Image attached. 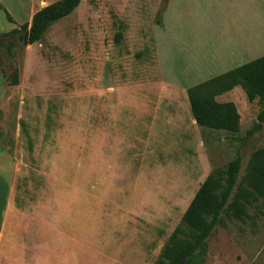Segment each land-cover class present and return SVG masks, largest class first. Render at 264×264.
Segmentation results:
<instances>
[{
    "label": "rangeland",
    "instance_id": "1",
    "mask_svg": "<svg viewBox=\"0 0 264 264\" xmlns=\"http://www.w3.org/2000/svg\"><path fill=\"white\" fill-rule=\"evenodd\" d=\"M57 1L0 0L13 21L0 10V34L17 31L4 43H13L12 53L0 50V163L8 156L15 170L17 212L45 224L55 214L57 230L90 235L89 264H154L205 178L239 156L241 182L252 153L264 149V122L245 139L261 105L242 91L227 95L240 116L239 131L229 134L191 125L183 104L181 127L179 88L204 81L181 77L189 71L177 38L189 18L181 0L166 10L169 0H81L22 46L21 27ZM247 215L222 216L204 256L181 264H264V201ZM24 220L32 230L34 220ZM66 254L80 264L71 249Z\"/></svg>",
    "mask_w": 264,
    "mask_h": 264
},
{
    "label": "crops",
    "instance_id": "2",
    "mask_svg": "<svg viewBox=\"0 0 264 264\" xmlns=\"http://www.w3.org/2000/svg\"><path fill=\"white\" fill-rule=\"evenodd\" d=\"M182 15L189 18L185 21L181 18L177 38L181 40V65L189 67V71L182 73L181 77L204 80L193 83L191 87L264 56V0H181ZM200 16L202 22L195 24ZM179 89L184 101H181L183 112L178 115L181 127L187 110L186 119L191 125L202 129L195 124L191 115L186 96L188 87ZM240 91L236 87L215 100L218 103H233L226 98L227 95ZM152 119L161 120L164 125L169 122L167 116L158 118L157 115ZM14 172L7 156L0 163V264H73L72 258L67 257L68 249L74 252L80 264L95 261V253L91 252L95 244L92 243L94 240L89 239L90 235L75 236L73 230H67V225L57 230L51 221L55 214H49L45 224L40 217H27L17 212L21 203L18 195H15L20 188L15 184ZM66 214L65 209L61 216ZM29 218L34 220L32 230L27 228L24 220ZM88 245L87 251L85 247ZM83 254H88L90 260Z\"/></svg>",
    "mask_w": 264,
    "mask_h": 264
},
{
    "label": "trees",
    "instance_id": "3",
    "mask_svg": "<svg viewBox=\"0 0 264 264\" xmlns=\"http://www.w3.org/2000/svg\"><path fill=\"white\" fill-rule=\"evenodd\" d=\"M81 0H59L37 11L31 19L28 31V44L39 41L54 23L69 16ZM8 22L10 15L0 7ZM115 23L117 20L115 18ZM115 43L122 39L123 26H118ZM0 34V50L11 54L12 42L4 44L13 33ZM11 84L17 85L16 75ZM239 87L246 100L258 101L261 111L258 123L246 132L245 139L260 129L264 122V56L230 70L215 78L197 84L186 90L189 109L195 124L203 129L234 134L240 128V116L232 102L218 103L216 98ZM241 157L230 161L225 169L212 171L200 184L182 215L180 225L175 228L164 245L159 259L154 264H181L183 257H203L206 253V241L214 229L222 223V216L243 221L248 217L247 209L258 201H264V149L252 153L244 178L239 182ZM184 236L186 247L181 245L178 235Z\"/></svg>",
    "mask_w": 264,
    "mask_h": 264
},
{
    "label": "water",
    "instance_id": "4",
    "mask_svg": "<svg viewBox=\"0 0 264 264\" xmlns=\"http://www.w3.org/2000/svg\"><path fill=\"white\" fill-rule=\"evenodd\" d=\"M21 42H22V46H27L28 45V31H25L23 33Z\"/></svg>",
    "mask_w": 264,
    "mask_h": 264
}]
</instances>
